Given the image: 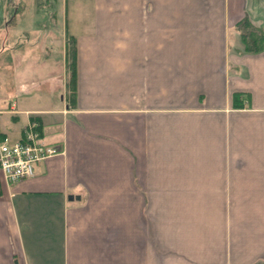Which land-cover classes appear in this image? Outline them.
Returning <instances> with one entry per match:
<instances>
[{"label":"crops","instance_id":"0c3cea01","mask_svg":"<svg viewBox=\"0 0 264 264\" xmlns=\"http://www.w3.org/2000/svg\"><path fill=\"white\" fill-rule=\"evenodd\" d=\"M94 4L60 23L74 93L67 34L60 106L0 109V139L60 147L0 173V264H264V0Z\"/></svg>","mask_w":264,"mask_h":264},{"label":"rangeland","instance_id":"374dc122","mask_svg":"<svg viewBox=\"0 0 264 264\" xmlns=\"http://www.w3.org/2000/svg\"><path fill=\"white\" fill-rule=\"evenodd\" d=\"M94 2L0 0V109L7 110L9 104L16 103V100L18 109L24 105L41 108L60 106L61 92L58 93L52 84L55 76L63 73L62 39L64 35H74L71 26L62 29V16L66 12L65 19L69 25L79 9L81 20L84 19L80 30L86 31ZM49 13L53 14V21H50ZM239 28L243 29L242 26ZM67 73L69 76V71ZM67 88L71 96V86L67 85ZM0 118L8 128L14 125L9 113H1ZM21 125L22 121L15 124L17 127ZM4 131L8 133L6 129Z\"/></svg>","mask_w":264,"mask_h":264},{"label":"built area","instance_id":"2783aa9c","mask_svg":"<svg viewBox=\"0 0 264 264\" xmlns=\"http://www.w3.org/2000/svg\"><path fill=\"white\" fill-rule=\"evenodd\" d=\"M24 143L0 142V171L7 182H15L33 174L34 165L59 151L57 146H48L38 141V135L29 132Z\"/></svg>","mask_w":264,"mask_h":264},{"label":"trees","instance_id":"16d2710c","mask_svg":"<svg viewBox=\"0 0 264 264\" xmlns=\"http://www.w3.org/2000/svg\"><path fill=\"white\" fill-rule=\"evenodd\" d=\"M240 26L243 27L244 32L241 34L245 37V51L250 53H257L262 50V33H259L254 27L249 25L248 21L245 19L240 23ZM246 27L247 28L246 30ZM256 32H254V31ZM76 54L77 49L75 45V38L73 36L66 37V70L69 71L68 82L67 85L71 86V94L74 93L75 86V63H76ZM69 90V89H68ZM241 97L240 94L235 93L233 95V100L236 102V107H239L237 102Z\"/></svg>","mask_w":264,"mask_h":264}]
</instances>
